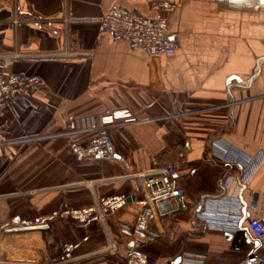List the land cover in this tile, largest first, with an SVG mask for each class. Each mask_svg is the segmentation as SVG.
Segmentation results:
<instances>
[{
    "label": "crops",
    "instance_id": "1",
    "mask_svg": "<svg viewBox=\"0 0 264 264\" xmlns=\"http://www.w3.org/2000/svg\"><path fill=\"white\" fill-rule=\"evenodd\" d=\"M239 1L174 0L168 34L175 51L162 59L158 81L147 87L127 58V42L101 33L98 23L112 5L151 16L144 0H0V77L44 82L0 109V189L40 190L27 202L0 190L10 195L0 198V224L18 212L16 206L22 217L48 218L49 248L58 254L64 243L73 244L71 256L79 264H124L123 250L110 255L103 249L129 239L149 264H179L185 255L202 264H233L264 250L244 228L236 234L210 230L193 217L201 201L222 195L226 175L240 172L220 158L225 149L263 154L239 195L264 210V9ZM35 19L46 22L44 31L25 26ZM14 52L28 56L5 57ZM60 53L66 55L40 56ZM119 111L134 121L116 122L113 157L77 161L70 142L86 144L105 115ZM152 158L178 163L176 182L187 206L170 220L168 230L174 224L178 232L168 236L144 229L136 235L134 212L143 197L132 175L149 170ZM82 181L92 186L84 189ZM120 194L134 202L118 223L91 219L79 227L54 217ZM23 236L27 255L9 257L43 261L42 238Z\"/></svg>",
    "mask_w": 264,
    "mask_h": 264
},
{
    "label": "built area",
    "instance_id": "2",
    "mask_svg": "<svg viewBox=\"0 0 264 264\" xmlns=\"http://www.w3.org/2000/svg\"><path fill=\"white\" fill-rule=\"evenodd\" d=\"M131 3L139 0H127ZM152 12L151 16H144L135 11L112 5L99 18V31L110 33L116 41L125 40L128 44L127 58L132 63L136 73L149 87L158 81L161 73V61L171 56L175 45L168 34V15L174 12V0H144ZM65 24L68 23L64 19ZM25 26L44 31L46 22L41 19L26 21ZM66 53L53 55H40L43 57L65 56ZM28 55L12 53L5 56L8 59L26 58ZM44 87V82L38 76H18L10 74L0 77V109L4 108L13 99L33 89ZM118 116H127L119 118ZM118 120L132 122L127 111L107 113L102 125L96 129L95 135L84 145L76 140L69 144V150L77 161L96 159L103 161L112 158L114 147L110 137L111 131L118 126ZM184 150H180L178 158L181 159ZM228 165L238 166L237 175L228 174L221 183L222 195L215 198L204 199L193 212L197 222L202 223L207 229L236 234L243 228L257 242L264 244V210L259 209L255 201L244 203L239 195L252 174L263 159V154L254 156L239 155L225 149L220 157ZM151 168L132 175L140 182V193L143 197L135 213L137 228L152 230L160 236H168L178 232L177 225H168L171 219L181 215L187 210L183 195L177 186L176 175L178 163L162 162L158 158L151 159ZM81 185L92 186V182ZM39 189L21 192L12 195L20 201L36 197ZM10 195H0L6 198ZM134 202L132 195L120 194L115 196L100 197L93 204L83 208H64L54 215L64 225H82L95 219L102 225L112 221L118 223L128 206ZM18 211L0 224V237L6 238L16 234L33 233L42 238V243L47 252L45 259L38 262H21L11 259L7 252L0 246V264H79L71 253L74 245L64 243L58 254L49 248L46 237L50 230L48 218H25ZM120 250L125 253L124 264H149L147 255L138 247L134 239L122 241L120 244L109 243L103 252L117 255ZM179 264H202V259L192 255H185ZM233 264H264V250L251 251Z\"/></svg>",
    "mask_w": 264,
    "mask_h": 264
},
{
    "label": "rangeland",
    "instance_id": "3",
    "mask_svg": "<svg viewBox=\"0 0 264 264\" xmlns=\"http://www.w3.org/2000/svg\"><path fill=\"white\" fill-rule=\"evenodd\" d=\"M84 182H86V181H82L81 183H84ZM84 186H86V185H84ZM84 186H83V188L87 189V186L86 187H84ZM177 186H178V184H177ZM0 190L1 191L13 190V191H10V193L8 192L7 194H14V195H18L21 192H24V190L21 191V189H0ZM79 227H83V226L80 225ZM24 234H26V233L13 235V236H17L16 241H12L11 240L12 238H10L11 236L6 237V238L0 237V246L7 252L8 256H10L13 259H22V258H24V257H22V255L23 256L27 255L26 251L28 250V247H25V246L22 247V244H23L22 239H25V236H23ZM25 244L27 245V242H25ZM34 244H35V241H33V240L29 241L30 246H33ZM29 252H31V251H29ZM122 258H123V256H120V259H122Z\"/></svg>",
    "mask_w": 264,
    "mask_h": 264
},
{
    "label": "water",
    "instance_id": "4",
    "mask_svg": "<svg viewBox=\"0 0 264 264\" xmlns=\"http://www.w3.org/2000/svg\"><path fill=\"white\" fill-rule=\"evenodd\" d=\"M231 1L236 2V3H239V2L241 3V1L239 0H231ZM244 2H249L251 6L262 7L264 9V0H242V3ZM139 231H142V228H137L136 230L137 236H138ZM175 263H178V260Z\"/></svg>",
    "mask_w": 264,
    "mask_h": 264
}]
</instances>
